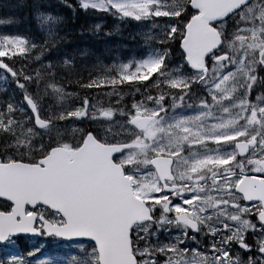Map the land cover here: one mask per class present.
<instances>
[{
    "label": "snow or ice",
    "instance_id": "obj_1",
    "mask_svg": "<svg viewBox=\"0 0 264 264\" xmlns=\"http://www.w3.org/2000/svg\"><path fill=\"white\" fill-rule=\"evenodd\" d=\"M44 5H30L37 24ZM65 6L168 18L148 37L162 51L135 72L85 78L78 61L109 48L45 60L73 42L54 12L56 31L40 44L0 35V69L22 94L17 102L0 89V264H264V0ZM73 150L102 169L57 184ZM26 153L40 154L34 168L17 166Z\"/></svg>",
    "mask_w": 264,
    "mask_h": 264
},
{
    "label": "trees",
    "instance_id": "obj_2",
    "mask_svg": "<svg viewBox=\"0 0 264 264\" xmlns=\"http://www.w3.org/2000/svg\"><path fill=\"white\" fill-rule=\"evenodd\" d=\"M33 0H0V29L4 32L20 34L25 38L29 39L30 42L40 44L48 36L39 29L37 21L32 19L30 15V5ZM58 2V3H56ZM51 7L47 5L43 6L44 10L53 11L60 16L62 20L60 25L61 34L67 33L69 40L73 42L66 43L58 46L56 49L49 51L45 60H52L55 58H64L66 52H70L73 48L80 47L81 51L85 47H89L92 50H99L107 46L109 50L112 51L121 50L128 52L131 48L138 43L139 39L137 35L128 29V27L123 26L115 31H108L110 26V21L112 20V14L107 12H100L102 17L100 20L106 21V24L101 27V30L97 32L94 28L96 24V19L90 14L91 11H84L77 8H72L71 6H65L68 0H64V4L59 3V0H49ZM108 22V23H107ZM83 26L84 35L80 36L76 33ZM105 32H111V36H106ZM107 55H101L99 60L93 56H88L83 60L78 61V67L80 73L87 78L89 74L92 76H117L118 73H108L104 75L99 68V64ZM144 79L145 77H140ZM0 80L3 82L4 87H9V96L19 102L22 99V94L15 88V85H7L6 74L4 70L0 69ZM124 91L131 92L132 89L127 85L123 86ZM105 103L107 102V97H101ZM6 141L0 138V153L5 149ZM8 152L13 151V147L7 149ZM14 156H17L15 153ZM35 156H33L29 161H34Z\"/></svg>",
    "mask_w": 264,
    "mask_h": 264
},
{
    "label": "rangeland",
    "instance_id": "obj_3",
    "mask_svg": "<svg viewBox=\"0 0 264 264\" xmlns=\"http://www.w3.org/2000/svg\"><path fill=\"white\" fill-rule=\"evenodd\" d=\"M87 3H92V2H99V0H86ZM122 2V0H121ZM58 3V2H56ZM91 11L90 14L93 18L96 19V24L100 23L102 26L106 24V21L100 20L99 17H102L100 12L92 10L89 8ZM47 13H53V11H47L43 9L42 14L38 17L39 20V29H41L46 36H50L53 32L56 31V26L50 21ZM56 15L57 19H60V16L57 13H53ZM117 13L113 12L112 13V20L110 21V26L108 31H115L118 28H122L123 26L128 27L129 30L133 31L136 35L137 38L139 39L138 43H136L131 50L128 52H124L121 50H116L112 51L111 49L109 50L107 56L102 60V62L99 64V68L102 71L104 75H107L108 73H120L123 69V65L129 66V72H135L136 67H137V62L147 58L149 55H157L162 51L161 46L157 45L154 43L153 40H149V36L156 37L159 35L163 28L162 26L168 22V18H159L157 21H152V20H145L141 22H137L135 20L131 19H126L123 17H116ZM108 23V22H107ZM61 32V30H59ZM62 33V32H61ZM0 35H20V34H13V33H8L4 32L0 29ZM22 36V35H20ZM24 37V36H23ZM53 39L55 38L54 36L52 37ZM179 61V57H173L172 60V66H176ZM156 69H153L155 71ZM191 72L186 69L182 70L181 74H190ZM117 74V75H118ZM4 84L0 80V89H3ZM90 127L91 125L85 124V125H77V127ZM79 136V132L76 133H69L65 139L69 143H73L74 140H71V137ZM35 143V141H34ZM3 153V152H1ZM9 154H18V150L13 147V151L8 152ZM28 156H35V160L40 157L39 153H26L25 154V159L23 161H29L27 158ZM178 231V230H177ZM176 232L174 233V235Z\"/></svg>",
    "mask_w": 264,
    "mask_h": 264
},
{
    "label": "water",
    "instance_id": "obj_4",
    "mask_svg": "<svg viewBox=\"0 0 264 264\" xmlns=\"http://www.w3.org/2000/svg\"><path fill=\"white\" fill-rule=\"evenodd\" d=\"M200 2L213 3L215 0H200ZM67 155L69 157L66 161L67 169L60 172L56 180L57 184L63 185L71 182L72 177L68 174L69 171L85 170L88 172H99L102 169V161L97 159L94 155H90L86 160H81L74 150ZM17 166L20 168H34L35 162L18 161ZM18 182L26 184L28 180L21 177Z\"/></svg>",
    "mask_w": 264,
    "mask_h": 264
},
{
    "label": "flooded vegetation",
    "instance_id": "obj_5",
    "mask_svg": "<svg viewBox=\"0 0 264 264\" xmlns=\"http://www.w3.org/2000/svg\"><path fill=\"white\" fill-rule=\"evenodd\" d=\"M70 139H71V140H74V142H73L72 144H75V142L79 140V136L71 137ZM174 233H175V231L173 232L172 235H174ZM197 235H198V234H197ZM168 238H170V237H169L168 234L166 233V234H165V239H168ZM202 239H203V240H207V237H203ZM188 243H189V244H192L193 242H192V241H189Z\"/></svg>",
    "mask_w": 264,
    "mask_h": 264
}]
</instances>
